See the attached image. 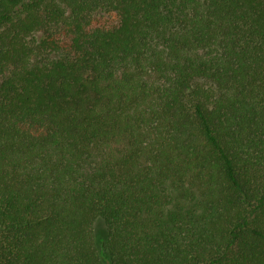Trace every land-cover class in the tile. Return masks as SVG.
Listing matches in <instances>:
<instances>
[{"label":"trees","instance_id":"1","mask_svg":"<svg viewBox=\"0 0 264 264\" xmlns=\"http://www.w3.org/2000/svg\"><path fill=\"white\" fill-rule=\"evenodd\" d=\"M0 264H264V0H0Z\"/></svg>","mask_w":264,"mask_h":264}]
</instances>
